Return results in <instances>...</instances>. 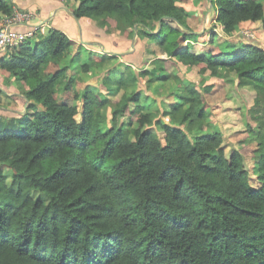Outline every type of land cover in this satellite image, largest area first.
I'll return each instance as SVG.
<instances>
[{
  "label": "trees",
  "instance_id": "1",
  "mask_svg": "<svg viewBox=\"0 0 264 264\" xmlns=\"http://www.w3.org/2000/svg\"><path fill=\"white\" fill-rule=\"evenodd\" d=\"M74 1L86 38L117 42L118 52L131 49L136 33L151 54L201 74L234 72L252 87L255 169L240 149L226 152L221 129L209 130L210 86L167 72L158 57L156 67L131 69V80L121 77L117 86L135 87L140 76L176 80L178 102L164 111L171 120L156 118L135 88L112 107L84 81L95 56L84 45L72 51L77 26L72 34L56 26L45 34L32 25V36L0 51L8 88L27 100L20 115L0 112V264H264L263 45L231 37L216 43L213 34V45L200 50L177 0ZM212 4L226 34L244 21L264 29L262 0ZM15 9V0H0V27ZM113 29L122 36L107 39ZM121 116L129 119L118 123Z\"/></svg>",
  "mask_w": 264,
  "mask_h": 264
},
{
  "label": "rangeland",
  "instance_id": "2",
  "mask_svg": "<svg viewBox=\"0 0 264 264\" xmlns=\"http://www.w3.org/2000/svg\"><path fill=\"white\" fill-rule=\"evenodd\" d=\"M58 1L68 7H73L75 4L74 0ZM262 2L264 3V0H262ZM177 3L185 7L188 11V23L194 31L198 32L196 47L200 50H204L213 45L212 42L209 41L213 34H216V43L230 37L238 41L243 38H251L264 47V29L260 21H244L236 27L235 31L226 34L223 31L222 24L217 20V9L216 6L212 4V0H177ZM88 22L89 25H91L90 28L93 30L92 27L96 25V22L90 19H88ZM153 24L158 28L157 23L153 22ZM40 31L42 32L43 29H40ZM121 33L122 32L118 29H113L111 34L107 35V39H116L122 36L120 35ZM74 38L75 45L72 51L78 52V50L82 49L83 45L85 46L84 48L91 47L90 49H94L95 60L92 62L95 64L93 70L84 77V81L92 84V87L97 92L107 94L112 100V107L121 99L123 92L126 90L129 92L135 88L147 94V98L142 97V99L144 98L142 104L145 106L147 103L149 109L155 110L158 113L156 118H161L165 121L171 120L170 116L164 115V111L171 109L173 104L178 102L175 95L178 89L176 80L169 79L163 82L159 80L149 82L147 76H140L135 87L131 86L128 89L125 88V81L120 86H117V80L121 77L126 78V81L131 80V69L143 72L145 69L149 70L156 67L157 63H155V59L158 57L162 58L167 72L171 74L176 73L180 78L184 79V81L196 83L197 86L201 88L206 85L210 86L211 89L205 93L209 105L208 108L210 110V116L207 119L209 130L217 131L221 129L225 137L224 148L226 152L229 154L234 148L240 149L246 156L247 166L252 170L255 169L254 150L258 143L249 128L251 125L257 127L256 119L253 118L251 111L256 91L252 87L241 86L236 73L222 71V76L220 77L214 76L209 72L201 74L197 68L184 65L173 58H169L166 54L156 56L155 54L149 53L145 50V48H147L148 39H140L136 33L131 40L134 42L136 41V47L132 52L133 55L127 57L126 54L122 56L119 53H114L115 56L106 61L104 60V62L100 61L102 56L111 54L110 50L115 51L116 49L113 47L117 42H112L110 44L111 40H109V44L105 42L104 45H100L97 43L93 44L95 42L94 39L84 36L80 38V34H77ZM128 50H130V48ZM82 52L85 53L86 51L82 50ZM89 58L91 57L89 56ZM71 72L73 73L74 71ZM116 72L118 74H115ZM5 76L7 81L8 79L11 80L13 86L15 82L10 76V72L6 71ZM4 80L5 82H3V84L2 79H0V83H2V87H4L0 88V106H14L17 104L16 107H20L22 110L23 107L27 106V101L21 98L20 93L14 94L17 93L16 91L12 93L11 91L14 90H12L11 87L10 91L5 78ZM17 96H20V99ZM3 110L0 109V112ZM25 110H23V112ZM9 113H11L10 116H15L19 112ZM112 115V108L109 106L108 119L104 124L105 129L112 126V122H110ZM128 119V116H121L118 118V123ZM186 125L187 124H184L183 126L185 127ZM15 126L18 127L19 123L15 122ZM198 132L199 130H195L193 134H197ZM254 182L258 184L255 178Z\"/></svg>",
  "mask_w": 264,
  "mask_h": 264
},
{
  "label": "crops",
  "instance_id": "3",
  "mask_svg": "<svg viewBox=\"0 0 264 264\" xmlns=\"http://www.w3.org/2000/svg\"><path fill=\"white\" fill-rule=\"evenodd\" d=\"M15 2H16V9L21 8L25 10H31L35 14L34 19L31 20L29 24H27L26 26L17 24L14 26L15 28L26 29L28 27H31L32 25H35V26L38 25V27L43 29V32L46 34L49 31V27L52 28L56 26V27H59L65 30L68 34H72L70 31L71 27L74 28L77 26V34H80V38L83 37L84 25L82 24V21L81 20L78 21L76 18H74L72 9L64 5L62 2L58 0H15ZM95 42L100 45H103L101 41L95 40ZM135 47H136L135 42H133L131 44L130 50L128 51L122 50L117 53L119 54L132 53ZM121 52H124V53H121ZM111 53L114 54L116 52L111 50ZM0 79L4 81V77L1 73H0ZM11 92L14 93L15 91H11ZM14 94H18V93H14ZM17 97H20V96H17ZM23 99L25 98L23 97ZM25 101L27 100L25 99ZM16 105L0 106V109L2 110L4 109V111L6 110V112H19L17 114L20 115V113H22L23 110L25 109L21 110L20 107H16Z\"/></svg>",
  "mask_w": 264,
  "mask_h": 264
},
{
  "label": "built area",
  "instance_id": "4",
  "mask_svg": "<svg viewBox=\"0 0 264 264\" xmlns=\"http://www.w3.org/2000/svg\"><path fill=\"white\" fill-rule=\"evenodd\" d=\"M35 17L34 12L23 9H15L13 15L5 19L0 27V51L7 50L24 41L35 33L34 29H17V24H29Z\"/></svg>",
  "mask_w": 264,
  "mask_h": 264
},
{
  "label": "water",
  "instance_id": "5",
  "mask_svg": "<svg viewBox=\"0 0 264 264\" xmlns=\"http://www.w3.org/2000/svg\"><path fill=\"white\" fill-rule=\"evenodd\" d=\"M89 44H91L90 42H88Z\"/></svg>",
  "mask_w": 264,
  "mask_h": 264
},
{
  "label": "clouds",
  "instance_id": "6",
  "mask_svg": "<svg viewBox=\"0 0 264 264\" xmlns=\"http://www.w3.org/2000/svg\"><path fill=\"white\" fill-rule=\"evenodd\" d=\"M110 53H111V52H110ZM112 53H113V52H112ZM112 53H111V54H112Z\"/></svg>",
  "mask_w": 264,
  "mask_h": 264
},
{
  "label": "flooded vegetation",
  "instance_id": "7",
  "mask_svg": "<svg viewBox=\"0 0 264 264\" xmlns=\"http://www.w3.org/2000/svg\"><path fill=\"white\" fill-rule=\"evenodd\" d=\"M117 53V52H116Z\"/></svg>",
  "mask_w": 264,
  "mask_h": 264
}]
</instances>
